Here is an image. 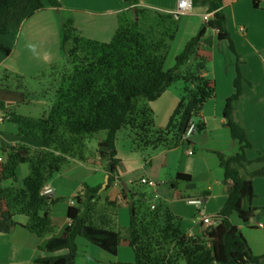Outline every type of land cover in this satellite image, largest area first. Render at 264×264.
<instances>
[{
  "label": "trees",
  "instance_id": "16d2710c",
  "mask_svg": "<svg viewBox=\"0 0 264 264\" xmlns=\"http://www.w3.org/2000/svg\"><path fill=\"white\" fill-rule=\"evenodd\" d=\"M125 1L128 8L117 14L112 37L98 41L79 33L71 16L61 14L58 0H47L59 18L64 62L50 65L49 73L54 77L52 97L38 116L8 112V120L15 125L19 140L12 145L0 143V152L6 156L4 161L0 160V232H9L18 224L14 215L23 214L26 216L23 226L29 232L40 238L52 235L55 230L52 206L64 196L54 191L43 194L42 188L68 167L72 159L86 161L87 138L104 131L96 150L100 158L108 160L104 183L81 185L72 197L74 203L67 208L66 226L59 236L52 235L43 246L47 251L66 252L40 257L36 262L75 264V237L79 235L111 254L117 252L119 245L132 249L133 261L107 264L259 263L263 256L252 255L240 228L230 219L236 214L240 222L250 225L257 210L251 205L254 197L251 179L264 175V166L245 172L246 163L264 160V156L246 157L245 150L251 144L244 127L231 118L243 80L238 64L233 92L226 97L222 114L239 146L233 154H218L227 197L213 217L214 223L199 233L187 234L181 229V218L165 201L157 200L152 208L147 192L129 183L122 185L121 192L129 221L124 227L116 225L117 198L101 195L113 183L120 164L116 140L119 136L130 139V149L143 153L144 161L157 150L189 143L183 138L185 128L192 122L194 132L205 129L199 111L215 93L209 55L201 47L207 30H215L218 40H228L229 49L235 53L226 29L222 0H192V8L204 6L212 16L184 43L173 64L165 68L166 51L175 39L179 17L139 6L138 0ZM252 5L257 7L258 0H252ZM42 8L41 0H0V35L15 36L23 20ZM0 52L7 56L10 48L0 43ZM176 81L182 82V91L191 108L185 109L179 102L169 125L156 126L150 104ZM21 163L28 164L29 169L21 185H3L6 179L15 180V170ZM189 177L177 172L173 179ZM171 186L174 187L173 182Z\"/></svg>",
  "mask_w": 264,
  "mask_h": 264
},
{
  "label": "crops",
  "instance_id": "0c3cea01",
  "mask_svg": "<svg viewBox=\"0 0 264 264\" xmlns=\"http://www.w3.org/2000/svg\"><path fill=\"white\" fill-rule=\"evenodd\" d=\"M41 1L43 8L23 20L15 36L4 38L9 37V35H0V43L10 48L7 56H1L0 54V66L6 64L9 59H14L18 67L20 65L28 68L33 66L35 61L39 64L38 68H44L53 62L54 52L52 50L54 47L59 49V18L54 9L49 6L47 0ZM58 1L60 2L61 14L71 16L73 25L79 33L86 38L98 41H108L111 38L117 27V14L128 8L125 0ZM138 1L139 6L163 12H172L176 9L177 4V0ZM222 2L224 9L228 4L232 5L235 0H222ZM196 10L194 7L191 9V13L183 15L187 17L186 22L180 24L175 38L182 30H186V26L193 19L191 15L196 17L192 22L196 31H198L201 24L205 23L203 19L205 14H209V18L212 16V13L207 12L204 6H196ZM212 32L211 44H214V40L217 38L216 31L212 30ZM236 37L240 40L237 52L241 59L244 56L247 60L243 61L242 59V64L239 66L243 78L241 94L234 103L231 118L244 127L251 144L250 148L245 150V155L248 159H253L264 156V28L252 29L247 27L241 33V36L236 34ZM250 53L255 58H250ZM41 61L45 62L40 63ZM8 68L13 71L17 70L12 65H8ZM209 73L214 79L215 93L203 103L198 115L203 120L205 129L201 132H193L188 136L189 143H183L171 149L157 150L149 156L148 160L143 162L138 161L139 158L136 156V152L129 150L128 143L124 144V146H127L125 155L119 149H116V156L121 159V154L122 157V163L120 162L117 168L118 180L113 182L106 190L101 191V195L102 197L117 198L119 207L116 215V225L118 227L126 226L129 221L128 208L124 204L121 205L123 203L121 201L122 185L132 183L131 180L137 171H139V174L136 179L145 177L157 182H155L154 187H150V192L154 196L151 201L156 202L157 199L165 201L169 209L181 218V229L187 234L199 233L204 227L208 226V223L200 219L199 213L196 219H191V222L188 221L192 207L195 206L188 202L189 199L204 197L201 212L210 219L211 216L217 214L225 203L227 186L223 182V169L220 166L218 154L225 156L233 154L239 146L237 140L231 137L222 114L225 99L233 92L235 71L227 64H220L219 62L215 64L214 62ZM5 75L4 77H8V75ZM177 92L171 93L170 90H166L158 99L164 101L166 97L170 98L172 105L175 106ZM181 93H178L179 96ZM26 94L24 90H18L15 87L10 89V87L0 84V117H2L0 143L12 145L19 140L15 135V125L7 118L8 112L14 110L16 113L31 114V116L37 110L38 115L42 112L41 106L36 104L38 101L31 99ZM35 95L37 96V94ZM152 109L154 111V108ZM169 116L168 113L160 123L156 124L160 127H167ZM119 138L130 141L125 137L119 136ZM188 148L192 149V154L187 153ZM5 157L4 153H0V160L4 161ZM126 157L130 158V162ZM107 162V158H100L96 152L90 153L86 161L72 159L68 167L54 175L46 183L52 191L65 198L64 201H59L52 206V222L55 227L53 236H59L66 226L68 222L67 208L70 205L69 199L77 193L81 185L87 183L94 186L105 181ZM263 166L264 160H259L246 163L244 167L245 172H250ZM15 172V180L6 179L3 181V185L21 184L23 178L28 174V168L24 163H21L17 166ZM177 172L188 174L190 177L188 180L179 179L174 181L173 178ZM251 181L254 192L251 205L255 206L257 210L251 219L250 225L240 222L236 214H232L230 219L240 228L252 255L263 256L257 264H264V210L261 209L264 206V175L255 176ZM172 182L174 187L171 186ZM196 208L199 209L195 206ZM183 219L185 220L183 221ZM14 220L18 222L15 227L7 233L0 232V264H40L36 262L37 258L66 252V250L55 252L45 250L43 246L52 235L40 238L29 232L23 226L26 222L25 215L16 214ZM259 224H262V226ZM75 243L77 247L75 264H107L134 260L133 251L125 245H119L117 252L111 254L79 235L75 237Z\"/></svg>",
  "mask_w": 264,
  "mask_h": 264
},
{
  "label": "rangeland",
  "instance_id": "374dc122",
  "mask_svg": "<svg viewBox=\"0 0 264 264\" xmlns=\"http://www.w3.org/2000/svg\"><path fill=\"white\" fill-rule=\"evenodd\" d=\"M152 1H157V0H152ZM152 10H154V9H152ZM195 10H196V7H195ZM224 13L226 14V17H227L226 29L229 33V38L232 41L234 48L236 49L235 53H233L229 49V41L226 39L219 41L217 38H215L214 44H211V41H212L211 34L213 33L212 30H207V32L205 33V35L202 39V46L201 47H202V49L206 50V51H204L205 55L208 54L210 57L209 62H208L210 70L212 69V64L214 62H215V64H217L219 62L220 64H227L228 67H231V69H234V71H235L236 64H238V66H240L242 64V59H243V61L247 60V58L244 56H242V59H241L240 55L237 52V48L240 45V40L236 37V34L241 36V33L239 32L240 26H243L244 28L250 27L252 29L253 28L254 29L264 28V0H258V6L257 7H253L252 0H235V2L232 5L228 4L224 8ZM149 14L152 15L153 13L150 11ZM191 16H193L192 17L193 19H191V22L188 23L189 25L186 26V28H185L186 30L185 31L182 30L178 34V36L175 38L174 42L168 46V49H167L166 55H165V63H164L165 68H167L173 64L174 56L182 49L184 43L190 37H192L193 35H195L197 33L195 28H193V24H192L194 18H196V17H195V15H191ZM232 16H233V18H232ZM179 18L180 19L178 21V27L180 26L181 23L186 22L187 17L180 15ZM4 38H10V36L4 37ZM256 39H257V37H256ZM210 45H211V49H210ZM207 50L209 53L207 52ZM52 51L54 52V56H52V59H54V60L51 64H53V63L62 64L64 62V59H63L61 52H60V40H59V49L54 47ZM0 54L2 56L1 52H0ZM55 56L57 57L56 60H55ZM250 58H255V56L252 53H250ZM43 62H45V61H41L40 63H43ZM35 63H36V65H35ZM35 63L34 64L32 63L33 66H30V68L23 67L20 65L18 67L16 64V61L14 59L7 60L6 64L0 66V84H4L7 87H10V89L15 87V88H18V90L19 89L24 90V92L27 93L26 94L27 96L29 95L31 97V99H35V101H38V102H36V104H39L42 108L41 110H43L50 103V100L52 97V94H51L52 88L54 85V80H53L54 77L51 78L50 73H49L51 64H48L44 68H38L39 67L38 62L35 61ZM8 65H12L13 67L17 68V70L16 71L11 70L10 68H8ZM7 68H8V70H7ZM66 68H68V67H66ZM68 69H70V68H68ZM22 71L25 73H29V74H25V73L23 74ZM5 72H7V73H5ZM4 74H6L5 76L8 75V77H4ZM182 85L183 84L181 81H176L175 83L170 85L167 89V90H170L171 93L172 92L175 93L178 91L176 93L177 102H176L175 106L172 105L173 104L172 100L170 98H167V97L164 99V101L162 99H157L156 101H154L153 103L150 104L151 107L154 108V122H155V124L160 123L162 121V119L165 117V115H168V113L170 115L169 118L172 115H175L176 111L179 109V107H178L179 102L183 103L185 109L191 108V102L187 98V96L183 93ZM178 93L179 94L181 93V95L179 96ZM34 94H37V96L36 95L34 96ZM37 113H38V110L35 111V113H33L32 116H36V115L38 116ZM3 119H5V118H3ZM193 119L195 120L196 117H193ZM168 125H169V119H168V123L166 126H168ZM156 126H158V125L156 124ZM104 136H105L104 131H99V132H96V133L92 134L91 136H89L86 140V151H85L86 154L95 153L97 150L98 139L103 138ZM127 143L129 144V150L132 152H136V156H138V158H139L138 161L143 162L144 161L143 160V153H141L140 151L131 150L130 149L131 143L129 140L119 138L115 143L116 149H119L121 151V153L123 155H125L126 154L125 150L127 149V146L126 145L124 146V144H127ZM120 158H121L120 162L122 163L121 154H120ZM126 158L130 162V158H128V157H126ZM24 165H26V167L28 168V164L24 163ZM28 171H29V169H28ZM57 174H55V175H57ZM138 174H139V171H137V173H135L134 178L131 180L132 183L137 185L140 190L146 191L147 194L149 195L150 199H152L154 196L150 192L151 191L150 186H148L147 184L140 183L139 179H136V177H138L137 176ZM20 185L21 184H19V186ZM64 200H65V198H62V199H59L57 202L64 201ZM69 200H72V198H70ZM157 200H159V199H157ZM122 204L123 203H121V205ZM202 210H203V206H200L198 210H197V208L195 209V206H193L192 212H191L190 218H188L189 219L188 221L191 222V219H196L198 217L199 211L201 212ZM213 217L214 216H211V219ZM184 220L185 219H183V221Z\"/></svg>",
  "mask_w": 264,
  "mask_h": 264
},
{
  "label": "built area",
  "instance_id": "2783aa9c",
  "mask_svg": "<svg viewBox=\"0 0 264 264\" xmlns=\"http://www.w3.org/2000/svg\"><path fill=\"white\" fill-rule=\"evenodd\" d=\"M191 9H192V1L191 0H177V4H176V9L173 10L171 13L174 14L175 18H178L180 15H184V14H189L191 13ZM203 19L205 21H207L209 19V14H205L203 16ZM245 31V28L243 26L239 27V32L243 33ZM8 118V116H7ZM2 121V117H0V122ZM195 130V126L192 122L188 123V126L185 128L184 132H183V138H187L188 136H190ZM188 154H192L193 151L192 149L188 148L187 150ZM118 177L117 175H114V181L113 182H117ZM140 183L142 184H147L150 187H154L155 186V181L149 178H145V177H141L139 178ZM52 192V189L45 185L42 188V193L43 194H49ZM188 202L194 204L197 207H200L203 202H204V197H197V198H192L189 199ZM74 203V200H69V204L72 205ZM151 207H154V202L151 201ZM200 215V219L205 222L208 223V225H211L212 223H214V220L210 219L209 217H206L202 214V212H199ZM260 226H262V224H259Z\"/></svg>",
  "mask_w": 264,
  "mask_h": 264
},
{
  "label": "water",
  "instance_id": "95a60500",
  "mask_svg": "<svg viewBox=\"0 0 264 264\" xmlns=\"http://www.w3.org/2000/svg\"><path fill=\"white\" fill-rule=\"evenodd\" d=\"M105 179H106V177H105ZM104 183V182H103ZM104 185V184H103Z\"/></svg>",
  "mask_w": 264,
  "mask_h": 264
},
{
  "label": "clouds",
  "instance_id": "9594fccd",
  "mask_svg": "<svg viewBox=\"0 0 264 264\" xmlns=\"http://www.w3.org/2000/svg\"><path fill=\"white\" fill-rule=\"evenodd\" d=\"M192 1V0H191ZM208 21V20H207ZM206 22V21H205Z\"/></svg>",
  "mask_w": 264,
  "mask_h": 264
}]
</instances>
